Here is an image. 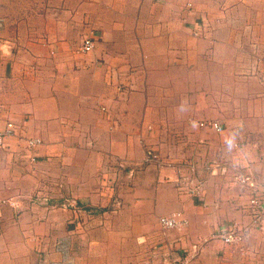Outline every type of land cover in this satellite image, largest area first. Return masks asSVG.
I'll use <instances>...</instances> for the list:
<instances>
[{
	"label": "crops",
	"instance_id": "obj_1",
	"mask_svg": "<svg viewBox=\"0 0 264 264\" xmlns=\"http://www.w3.org/2000/svg\"><path fill=\"white\" fill-rule=\"evenodd\" d=\"M214 1L213 35L197 38L196 48L191 31L204 27L199 19L190 29L184 23L207 9L190 0H21L24 8L13 10L19 16L1 24L9 38L0 31V133L12 124L13 135L0 145V264H36L40 251L48 264V237L69 243L74 257L83 250L113 256L101 264H235L234 248L217 234L237 225L248 229L249 241L263 235L251 229L246 207L254 189L264 199V147L257 151L264 144V0ZM84 32L94 39L86 53L82 43L76 48ZM190 74L198 80L193 90L180 79ZM209 77L215 89L203 85ZM190 93L216 94L201 102L213 112L197 114ZM225 107V129L200 127H223ZM159 126H184L190 167L214 180L181 188L179 166L168 165L151 179L137 175L127 183L135 160H143L134 147ZM115 165L126 176L113 194L93 172ZM49 166L54 173L44 174ZM225 173H239L254 187L240 181L235 187ZM51 182L63 203L73 195L71 203L94 208L93 214L21 212L19 198ZM114 200L121 209L106 214ZM176 213L185 224L163 230L159 219ZM114 235L113 248L106 238ZM81 238L90 245L75 248Z\"/></svg>",
	"mask_w": 264,
	"mask_h": 264
},
{
	"label": "rangeland",
	"instance_id": "obj_2",
	"mask_svg": "<svg viewBox=\"0 0 264 264\" xmlns=\"http://www.w3.org/2000/svg\"><path fill=\"white\" fill-rule=\"evenodd\" d=\"M9 1L11 3H13V5L11 7L9 6ZM190 1L193 4L195 3L196 5L198 3H200V4L204 3L205 4L204 8L207 9V11L205 12L204 15L203 14L200 15V13H199V16H198L197 13H193V16H194L193 19L194 20H191L192 21L191 23H188V22L184 23L186 25H189L188 28L190 29L193 27L192 25L195 24V21L197 19H199L198 22H200V24H202L204 27L201 29V31H195L194 29H193V31H191L192 32L191 37L195 40L192 43L195 44L194 48H196L198 43L200 42V41H198L197 38L201 39V38L205 37L204 39L211 40V37L213 35V27H212L213 24H212V22H215V20H217L218 18L215 17L216 14H215V12H213V7L215 4L214 0H190ZM191 2H190V4H192ZM9 8H10V10H9ZM15 8L18 10L24 8V4L21 3V0H0V22L6 23L9 21V17H12V18L18 17L19 16L18 14L13 13V10ZM10 11H11V13H10ZM197 24H199V23H197ZM4 31L7 34L6 38H9V30H2L1 33L4 34ZM85 36H86L85 32L81 33L79 35L78 47H76V48L80 47L81 43H83V41L86 37H91L92 41L94 42L93 34H90L89 36L87 35L86 37ZM3 41H4V38L0 36V43H3ZM211 47L212 46H210V45L208 46L209 50L211 49ZM78 50H80V49H78ZM75 51H77V49ZM64 52H66V50H62L61 53L63 54ZM194 55H196V57L198 58L197 53H195ZM244 56H245V54H244ZM196 57H194V59H196ZM197 60H198L199 65H202L204 62L203 59H200V58H198ZM197 60H195V61H197ZM206 62H207V60H206ZM180 63L182 64L183 62H180ZM239 63H243V62H239ZM76 64H78V65L74 66L73 69L77 72L79 70H77L76 68H79V63L77 62L74 65H76ZM210 64H214V63L211 62ZM209 72H211V70H208L204 74H211ZM192 73H194V75H195L194 71H192ZM180 79L184 83L185 86L189 87L192 90L194 87H196L197 81H198L197 78H192L191 74L185 75V79L183 77H181ZM204 81H205V84H203V85H207V84L209 85V87H205L206 89H213L214 87H216L214 85L213 78H211V77H209L208 79L204 78ZM199 94L198 93H195V94L190 93L189 94V98H194L195 103L198 107L194 111H196L197 114H203V113L207 114V113L213 112V111H209V110L204 111L201 108L207 109L202 104L204 102V98L209 96L208 100L211 101L210 99L216 97V94H210V95H205L202 93H199ZM226 104H228V102H226ZM192 108L194 109V105L192 106ZM161 112H164V111H160V113ZM220 113L222 115V117H221L222 119L220 120V123H222V125H223V127H222V130H223V128L225 129V126H224L225 123L229 121L230 111H229V109H226V107H225L224 109H222L220 111ZM260 122L264 125V119L262 117H261ZM228 127H229V125L227 124V128ZM157 128H158V131L153 132L154 134L150 139L140 140V142L138 143L139 145L134 147L137 152L140 151L141 158H143V160L142 159L135 160V162L138 163V169L136 171V174L133 173L131 175V177L126 178L127 183H131V181H133V179H134V176H137V175L140 176L141 178L150 177V179H151L154 177V174H155L156 170H158L159 166L166 167L168 165H178L179 166L180 173H181L179 183L181 185V188H182V186H183V188H184V186L188 187L189 185H193L196 182H200L203 180L204 181H209V180L213 181L214 180L213 177H212V179H210L209 174H203V173L198 174V173H196V169L190 167L189 164H191L192 161L190 159H187L185 156V155H187L186 150L188 147L183 146V141L185 142V140H183L182 134H183V131L186 129L184 126H173V127L159 126ZM258 139H259V137H258ZM259 140H263L262 135L260 136ZM255 144H257V142H255ZM257 146H259V145L257 144ZM263 147H264V144H262L260 147H258L257 151H258V149H261V152H262ZM194 148H197V147L195 146ZM147 152H151V153H154L155 155H157L156 160H152L156 163H152V164L145 163V162H147V159H146ZM200 160H202V158ZM237 160H240V159H237ZM225 161L229 162L228 159H225ZM227 162H226V164H227ZM193 163H195V165H196V161H194ZM151 166H156L157 169L155 167H151ZM99 167L101 168V166H99ZM262 167H260L259 169H261ZM52 170H53V168L49 166V170H47L46 172H43V173L44 174L45 173H51L52 174V173H54V172H52ZM34 172H35L34 176L37 175V171L35 170ZM89 172H90V170H89ZM95 173L96 172H93V178H94V176L96 178L95 182H97L99 179L103 180L104 185H108L109 186V192L111 191V193H113V194L116 192L115 191L116 186H117L116 182H118V181L120 183L123 182L122 176H126L125 172H123L122 174L118 173L116 165L110 166L106 170H105V166H104L103 168H101V170L97 171V174H95ZM76 174L77 173H75V175ZM84 174L85 173H83V176H88V178L90 177L89 174L88 175L87 174L84 175ZM90 175H91V173H90ZM226 175L227 174L225 173L223 176V177H225L224 181H227V182L231 181L235 185V187L238 186V183H239L238 181L240 178H242L239 173L236 175L235 174H233V175L228 174L227 176ZM52 177H53V175H52ZM230 178H231V180H230ZM53 185L54 184L52 182L50 184H45L44 187L41 186L40 188H35V189H33V192L26 194V195H23L24 197H20L19 201L25 204V206L23 208H21V212H23V213L24 212H26V213L30 212V213H35V214H38V213L39 214H42V213L43 214H53L56 209H62L63 208L62 210L65 209L68 212L71 211L73 213V215L78 214L79 217L89 215V214H93L92 209H94V208H91V207L88 208L89 206L86 207V206H82L81 204L76 203L74 208L68 207L70 200H74L75 196H73V195L71 196L70 194H68L71 197L66 196L64 198L65 203H63V200H61L62 198H58V197H60L59 195L62 194V192L59 195H57V197L55 196V193L57 194V192H58V191L55 192V190H58V184H56V186H53ZM45 187L48 188L46 191L42 189ZM54 187H56L57 189L56 188L54 189ZM132 187H133V185L131 184L130 188H132ZM42 191L46 192L47 194L45 193L46 195H44ZM66 191H67V193L70 192L68 190H66ZM66 191H64L63 194H65ZM40 194H42V195H40ZM38 195H40L39 198L41 197L39 200L37 199ZM43 195L45 197H42ZM115 198L120 200V198H117V197H115ZM99 209H101V208H99ZM99 209H98V211H99ZM120 209H121V201L114 200L112 209L110 208V211H106L107 212L106 214H109L111 212L116 213ZM101 210L102 211H99L98 214L103 213V209H101ZM83 219H85V218H83ZM83 219L80 221L81 226L82 225L84 226L86 224ZM113 223L115 225H117L116 221H114ZM115 225H114V228H115ZM96 238H95V240H96V242H98V240ZM116 238L117 237L115 235L110 240H107V238H106V242H108V245H110L114 248V245H115V247L117 246L118 239H116ZM251 238H252L251 235L249 237L247 235H245V237L243 238L241 243L231 246L235 250V254H232L231 260L235 264H264V236L259 234L258 238L255 237L252 241H249ZM98 239H99V237H98ZM100 240H102V239H100ZM59 241H61L63 243L61 244ZM47 243L49 244V246H48V248H46L44 255L45 256L47 255V259L49 261L48 264H52V263L64 264V262L61 259H63L66 256V253L64 252L65 255L63 253L62 254L60 253L59 248L61 246L65 247L66 252H67V260L70 261V264H101L100 262L104 261V259L107 260L105 262H109V263L113 262L112 261L113 258H111L113 256L106 255V254L102 253L100 250H99L100 252L96 251V252H90V253L89 252L87 253L85 250H83V252H82L83 254L82 253H81V255L76 254L74 257L72 255L73 251L70 250L69 243H66L60 239H55V238L52 239L49 237H48L46 244ZM88 245H90V241H87V239L81 238L78 240L77 243H75V248H76V246H78L80 248H85ZM151 248L156 249L154 246H152ZM70 252H71L72 258H70ZM76 252L77 251H75V249H74L73 254H75ZM97 252H98V254H97ZM43 253H44L43 251H40L39 253L37 252V256H38L39 261L38 262L36 261V264H44L43 263ZM103 254H104V256H103ZM159 256L160 255H156V258L157 257L159 258ZM116 257H117V255H116ZM109 258H110V260H109ZM157 261L158 260H155V258H153V263H156ZM183 262H185V260Z\"/></svg>",
	"mask_w": 264,
	"mask_h": 264
},
{
	"label": "built area",
	"instance_id": "obj_3",
	"mask_svg": "<svg viewBox=\"0 0 264 264\" xmlns=\"http://www.w3.org/2000/svg\"><path fill=\"white\" fill-rule=\"evenodd\" d=\"M1 24L2 23L0 22V26ZM92 49H93V41L91 37L84 39L82 46H81V51L86 53V52L92 51ZM200 127L209 128L216 132H221L222 130L221 125L218 124L217 122H202L200 123ZM10 135H13L12 124H8L4 133H0V145H1V141L4 138V136H10ZM39 143H40L39 141H28V146L34 147ZM146 159L148 161L156 160V156L152 154L151 152H147ZM239 181L241 183H247V185L252 188L254 187L253 182L250 181L249 178L242 177L239 179ZM257 191H258L257 189L253 190V195L252 197H250L246 209H247V214L249 218L251 219L250 220L251 229L253 228L257 229L259 232H261L264 235V199L262 195L257 193ZM68 207L74 208L75 205L69 202ZM184 224L185 222L183 221V219L180 218V215L178 213L172 214L168 217H161L159 219V225L163 230L176 229ZM247 231L248 229H246L245 227L242 228L237 225H231L228 228L222 229L217 235L221 238V241L224 244L226 245L235 244L236 245L242 242L243 238L247 234ZM59 251L61 254L62 253L64 254V252L66 253V256L63 259H61L64 262V264H70V261L67 260V252H66L65 247L61 246L59 248ZM52 264H55V263H52Z\"/></svg>",
	"mask_w": 264,
	"mask_h": 264
}]
</instances>
